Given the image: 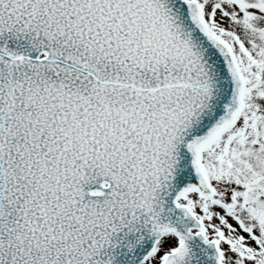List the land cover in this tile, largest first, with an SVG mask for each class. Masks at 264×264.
Returning <instances> with one entry per match:
<instances>
[{
	"label": "snow or ice",
	"instance_id": "1",
	"mask_svg": "<svg viewBox=\"0 0 264 264\" xmlns=\"http://www.w3.org/2000/svg\"><path fill=\"white\" fill-rule=\"evenodd\" d=\"M0 264H264V0H0Z\"/></svg>",
	"mask_w": 264,
	"mask_h": 264
}]
</instances>
